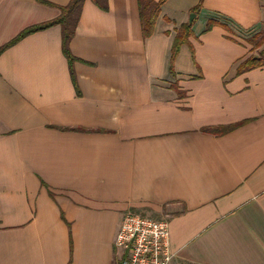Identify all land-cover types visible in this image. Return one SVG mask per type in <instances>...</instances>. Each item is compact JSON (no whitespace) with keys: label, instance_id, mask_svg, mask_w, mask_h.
Here are the masks:
<instances>
[{"label":"crops","instance_id":"0c3cea01","mask_svg":"<svg viewBox=\"0 0 264 264\" xmlns=\"http://www.w3.org/2000/svg\"><path fill=\"white\" fill-rule=\"evenodd\" d=\"M70 1L0 0V48ZM107 5L73 63L60 26L0 55V264H120L128 213L169 222L172 264H264V66L237 71L264 0H166L148 38L138 0Z\"/></svg>","mask_w":264,"mask_h":264},{"label":"trees","instance_id":"16d2710c","mask_svg":"<svg viewBox=\"0 0 264 264\" xmlns=\"http://www.w3.org/2000/svg\"><path fill=\"white\" fill-rule=\"evenodd\" d=\"M86 0H71L67 6L57 7L53 4L42 2L48 6H52L57 8L60 11V15L49 22L34 25L23 30L21 33L17 35L11 42L6 44L5 46L0 48V55L7 50L8 48L14 46L16 43L25 39L26 37L38 33L46 31L52 27L60 26L62 29V45L64 55L69 59L70 63H73L74 57L71 55L69 50V44L75 36L76 28L81 16L82 8ZM98 7L102 10L107 11L108 0H92ZM166 0H161L159 2H154L153 0H138L139 3V12L140 19L142 23L143 35L145 38L150 37L156 25V22L161 14L162 7ZM200 10V6L194 8L193 12L197 13ZM192 24H183L177 32V36L174 41L173 49H172V62L177 58L180 48L185 45L189 38L192 35ZM217 23L209 21L206 27V32L210 31L214 25ZM264 40V37H263ZM250 43L254 45L255 48H260L262 41H255V39H250ZM257 42V43H254ZM264 66V51H260L258 53V57L250 56L246 59L239 67L238 73H243L245 71H249L251 69L259 68ZM173 72V68L171 69Z\"/></svg>","mask_w":264,"mask_h":264},{"label":"built area","instance_id":"2783aa9c","mask_svg":"<svg viewBox=\"0 0 264 264\" xmlns=\"http://www.w3.org/2000/svg\"><path fill=\"white\" fill-rule=\"evenodd\" d=\"M115 246L120 264H172L170 226L167 220L128 213L123 217Z\"/></svg>","mask_w":264,"mask_h":264},{"label":"rangeland","instance_id":"374dc122","mask_svg":"<svg viewBox=\"0 0 264 264\" xmlns=\"http://www.w3.org/2000/svg\"><path fill=\"white\" fill-rule=\"evenodd\" d=\"M192 15V14H191ZM190 20V19H189ZM263 37H264V30L263 31H261V32H259L258 34H256L255 36H253L252 38H251V40L252 39H255V41H262L261 42V46H260V50L257 52V53H260V51H264V40H263ZM257 42H254V43H257ZM255 50H258V48H255Z\"/></svg>","mask_w":264,"mask_h":264},{"label":"water","instance_id":"95a60500","mask_svg":"<svg viewBox=\"0 0 264 264\" xmlns=\"http://www.w3.org/2000/svg\"><path fill=\"white\" fill-rule=\"evenodd\" d=\"M195 14H192L191 16H190V20H189V23L191 24L192 22H193V20L195 19Z\"/></svg>","mask_w":264,"mask_h":264}]
</instances>
